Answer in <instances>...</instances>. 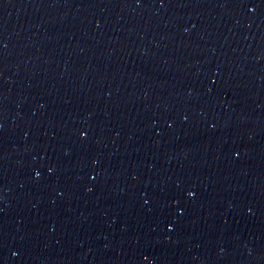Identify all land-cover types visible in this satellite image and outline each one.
Instances as JSON below:
<instances>
[{"label":"water","instance_id":"95a60500","mask_svg":"<svg viewBox=\"0 0 264 264\" xmlns=\"http://www.w3.org/2000/svg\"><path fill=\"white\" fill-rule=\"evenodd\" d=\"M0 264H264V0H0Z\"/></svg>","mask_w":264,"mask_h":264},{"label":"snow or ice","instance_id":"6c2138e0","mask_svg":"<svg viewBox=\"0 0 264 264\" xmlns=\"http://www.w3.org/2000/svg\"><path fill=\"white\" fill-rule=\"evenodd\" d=\"M37 175H39V173H37ZM169 227H171V225H169Z\"/></svg>","mask_w":264,"mask_h":264}]
</instances>
